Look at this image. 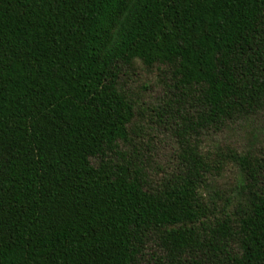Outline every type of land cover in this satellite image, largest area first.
<instances>
[{"label": "trees", "instance_id": "obj_1", "mask_svg": "<svg viewBox=\"0 0 264 264\" xmlns=\"http://www.w3.org/2000/svg\"><path fill=\"white\" fill-rule=\"evenodd\" d=\"M136 62L177 143L159 174L120 84ZM259 115L264 0H0V264H264V150H227L220 206L200 143Z\"/></svg>", "mask_w": 264, "mask_h": 264}, {"label": "rangeland", "instance_id": "obj_2", "mask_svg": "<svg viewBox=\"0 0 264 264\" xmlns=\"http://www.w3.org/2000/svg\"><path fill=\"white\" fill-rule=\"evenodd\" d=\"M120 84L140 108L131 136L133 142L141 141L137 145L141 158L149 165L152 174L168 170L175 161L176 140L171 133L158 129L151 122L154 115L147 109L163 96L162 75L156 67L146 68L136 62L125 71ZM200 143L203 153L218 166L211 171L208 186L203 189V197H215L220 206L226 204V201L234 204L241 177L238 168L227 160V150L234 149L240 154L246 151L257 154L262 152L264 115L230 124L219 132L209 131L200 137Z\"/></svg>", "mask_w": 264, "mask_h": 264}]
</instances>
